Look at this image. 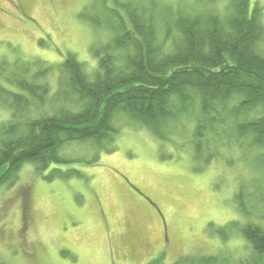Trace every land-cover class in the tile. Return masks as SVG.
Returning <instances> with one entry per match:
<instances>
[{"label": "rangeland", "instance_id": "obj_1", "mask_svg": "<svg viewBox=\"0 0 264 264\" xmlns=\"http://www.w3.org/2000/svg\"><path fill=\"white\" fill-rule=\"evenodd\" d=\"M136 1L186 11L207 3ZM229 2L206 6L225 11ZM255 5L264 23V0H250V10ZM105 16L96 0H0V61L29 62L32 74L44 69L39 78L54 95L69 53L89 74L97 70L96 53L112 33L92 21ZM10 115L0 103V122ZM180 119L160 140L120 117L115 150L96 160L90 143H72L64 150L68 162L41 171L25 163L0 184V264H174L187 256L250 254L238 229L248 218L264 226V149L224 147L202 165L193 156L194 116ZM232 221L237 228L227 229Z\"/></svg>", "mask_w": 264, "mask_h": 264}, {"label": "trees", "instance_id": "obj_2", "mask_svg": "<svg viewBox=\"0 0 264 264\" xmlns=\"http://www.w3.org/2000/svg\"><path fill=\"white\" fill-rule=\"evenodd\" d=\"M96 1L106 16L92 24L109 29L112 38L96 53L93 74L69 53L52 95L39 78L44 69L32 74L29 62L0 61V78L10 86L0 81V103L11 109L0 122V184L11 182L27 162L39 171L68 162L64 150L72 143H90L94 160L114 151L120 117L167 140L171 123L192 114L193 156L202 165L224 147L264 149L259 6L250 10V0H230L225 11L216 12L206 6L213 0L189 11L156 2ZM238 230L252 249L245 258L195 255L174 264H264L263 224L248 218Z\"/></svg>", "mask_w": 264, "mask_h": 264}]
</instances>
